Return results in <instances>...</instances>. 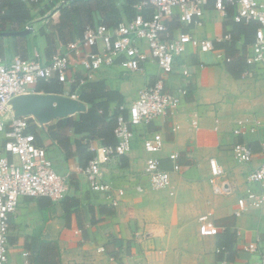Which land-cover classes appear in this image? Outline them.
I'll return each instance as SVG.
<instances>
[{
    "label": "crops",
    "instance_id": "obj_1",
    "mask_svg": "<svg viewBox=\"0 0 264 264\" xmlns=\"http://www.w3.org/2000/svg\"><path fill=\"white\" fill-rule=\"evenodd\" d=\"M69 1L43 0L34 5L28 1L31 21L26 24L34 23L37 29L24 34L28 35L26 38L0 35V57L10 61L22 54L30 58L40 53L49 58L67 51L68 43L78 38L81 31L74 24L68 28L59 25L53 14ZM115 2L123 18L127 17L123 12L127 0ZM96 5L93 0L92 6ZM143 12L150 17L153 8H144ZM235 13L232 6H228L226 15L221 13L211 0L205 6L202 25L183 23L174 16L168 26L175 34L183 32L213 40L226 55L223 47L233 44L230 59L246 62L255 31L235 21ZM104 15L96 8L90 14L96 21L103 20ZM25 25L9 22L4 31H19L16 29ZM226 33L231 34V39L219 40ZM142 45L147 47L145 42ZM71 59L69 77L74 81L39 80L26 93L30 101L40 100L43 104L39 115L36 111L27 114L30 130L37 143L46 147L56 170L69 176L70 188L58 201L45 196L22 197L10 223V264H23L26 258L31 264H218L223 258L231 264H259L264 247V207L250 208L241 215L236 211L239 197L251 186L248 174L264 160V64L250 67L246 62L241 76H234L228 60L219 58L218 52L200 51L188 45L177 56L174 71L167 79L169 90L187 89L180 105L171 115L137 126L131 150L102 166L103 180L111 182L115 191H125L113 204L109 194L91 188L83 172L91 151L95 153L108 145L111 137L76 131L79 114L89 107L80 95L95 89L98 94L94 101L104 103L109 119L118 115L122 106L126 107L122 112L127 116V107L142 88L157 81L161 69L154 59L145 64V69L132 72H125L117 62L98 70L88 81L92 87L80 83L87 74L80 56L73 52ZM248 68L252 73L244 75ZM72 94L78 98L72 99ZM67 99L75 100L78 109L70 113L59 108ZM16 100L12 102L13 113H17ZM239 120L246 123L245 135H237ZM175 125L178 128L173 130ZM95 131L105 132L106 128L100 124ZM155 131L162 133L165 142L161 151L151 154L144 146V138ZM236 141L253 149L251 161H237L233 152ZM172 153L178 154L176 160ZM152 156L159 158L162 169L171 176L167 188L150 187L146 164ZM211 158L218 161L234 184L233 194L214 192L209 181ZM176 162L180 165L178 170L174 169ZM138 186L143 190H138ZM254 187L264 193V183ZM204 215L219 227L217 235L200 233V217ZM247 246L258 250L246 251ZM221 247L225 250L218 252Z\"/></svg>",
    "mask_w": 264,
    "mask_h": 264
},
{
    "label": "built area",
    "instance_id": "obj_2",
    "mask_svg": "<svg viewBox=\"0 0 264 264\" xmlns=\"http://www.w3.org/2000/svg\"><path fill=\"white\" fill-rule=\"evenodd\" d=\"M42 1L29 0L33 5ZM209 1L211 0H143L137 5L138 12L131 20H125L113 27L105 23L88 25L83 37L70 42L65 52L54 53L49 58L40 53L30 58L15 56L10 61L0 57V264H10V223L22 197L45 196L58 201L65 197L70 188L69 176L56 170L46 147L37 143L35 133L30 130L31 123L27 115L13 113V100L26 95L30 85L39 80L51 81L57 78L62 82L74 81L69 77L73 52L80 56L87 71L86 77L80 81L81 84H86L98 70L113 66L117 62L125 72H132L145 69V64L151 59L157 61L161 69L157 81L139 91L137 99L127 107V116L122 112L126 107H121L122 111L117 117L115 127L117 143L96 149L95 155L83 169L91 188L109 194L113 197V204H117L125 191L119 189L117 192L111 182L103 180L102 166L112 157L126 155L131 150L137 126L149 125L158 116L171 115L180 105L183 96L188 92L187 89L171 91L167 88V79L174 71L177 56L184 53L188 45H192L200 51H216L219 58L230 60L229 56L217 49L213 40L200 39L183 32L175 34L168 26V21L174 16L183 23L202 25L205 6ZM212 1L215 8L225 15L228 6L235 7L233 18L237 22L258 23L246 62L250 67L264 64V0ZM148 7L153 8L150 17L143 12L144 8ZM25 28L34 31L37 26L28 23ZM222 39H231V34L226 33L219 38ZM143 42L147 47L142 45ZM183 73L188 75L189 71L184 69ZM251 73V68H248L244 75ZM71 98L76 99L78 95L72 94ZM238 124L237 135H245L248 131L245 121L239 120ZM177 128L178 125H175L173 130ZM250 131H254V128ZM164 142V137L159 131L144 138V146L151 154L161 151ZM262 148L264 152V142ZM233 152L241 163L251 161L255 155L253 149L242 141L235 142ZM171 157L176 160L178 154L172 153ZM209 162V181L214 192L221 195L233 194L235 186L225 176L218 161L211 158ZM179 168L180 165L176 162L174 169ZM146 170L150 187L153 189H164L171 184V176L168 171L162 169L158 157L148 158ZM247 181L251 186L247 188L246 194L238 199L237 215L250 208L264 207V193L254 187L264 183V160L248 174ZM137 188L143 190L142 186ZM114 193L118 196L114 197ZM200 221L202 235L215 236L219 233V227L208 222L207 216H201ZM224 250V247L217 249L218 252ZM245 250L252 252L258 249L255 246H247ZM25 255L27 256L28 252ZM23 264L31 263L26 258ZM218 264L231 263L227 258H223ZM259 264H264V247L260 250Z\"/></svg>",
    "mask_w": 264,
    "mask_h": 264
},
{
    "label": "trees",
    "instance_id": "obj_3",
    "mask_svg": "<svg viewBox=\"0 0 264 264\" xmlns=\"http://www.w3.org/2000/svg\"><path fill=\"white\" fill-rule=\"evenodd\" d=\"M29 0H0V31L6 30L7 23L11 22L13 24L25 25L29 20L31 21V13L30 7L28 6ZM97 1L96 6H92L93 0H71L69 3L63 5L56 9L54 17L59 19L56 21L60 25H63L64 28H68L69 25L74 24V28L80 29L81 35L75 39H81L83 37V33L85 28L88 25H97L99 23H105L106 25L113 27L118 25L120 22L125 20H131L137 14L138 10L135 7L143 0H127V5L123 7V12L127 15V17L123 18L122 10L118 8L115 0H95ZM98 9L99 11L104 12L103 20L96 21L93 17L90 16L92 14V9ZM132 11V14H131ZM57 15V16H56ZM240 24H247L248 27L252 28V30H256L258 27V23L255 21L252 22H244L239 21ZM23 28H19L16 30H23ZM15 30V28H14ZM28 35H23L22 38H26ZM233 37V35H232ZM73 39V40H75ZM72 40V41H73ZM70 41V42H72ZM69 42V43H70ZM68 43V44H69ZM233 44H226L223 48L227 51V56L231 54V46ZM22 51V50H21ZM21 57L28 58L26 55ZM229 65V71L234 76H241L244 69L246 68V62L244 60L232 61L231 59L227 61ZM238 68V69H237ZM52 79L51 81H53ZM45 81V82H51ZM91 84L87 82L85 85ZM93 84L89 85L92 86ZM83 86L81 88H83ZM93 87V86H92ZM97 92L93 89L92 93H81L80 98L89 104V107L84 112L79 114V119L75 122V129L77 132H90L93 136H100L103 138H107L110 136L111 138L108 140V145H114L117 143V138L115 135V127L117 124V117L115 115L114 118H108L107 107L102 102H95V98L97 96ZM102 124L105 128V132H97L95 129L97 126ZM110 132V133H109ZM108 133V134H107ZM95 155L93 151L89 155V160ZM88 160V161H89ZM88 163V162H87ZM87 165V164H86ZM85 165V166H86Z\"/></svg>",
    "mask_w": 264,
    "mask_h": 264
},
{
    "label": "water",
    "instance_id": "obj_4",
    "mask_svg": "<svg viewBox=\"0 0 264 264\" xmlns=\"http://www.w3.org/2000/svg\"><path fill=\"white\" fill-rule=\"evenodd\" d=\"M31 30L25 28L23 30L19 31H0V35H5V36H17V35H24V34H29ZM73 99V98H72ZM72 99H67L63 102L60 103L59 108H63L67 112H73L74 110H77L78 107L76 105V101ZM15 109L17 110L18 113L27 115L32 111H36L39 113L43 109V104L40 100L37 101H30L26 95L20 96L16 100L15 104ZM61 109H58V111Z\"/></svg>",
    "mask_w": 264,
    "mask_h": 264
}]
</instances>
